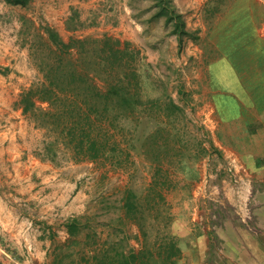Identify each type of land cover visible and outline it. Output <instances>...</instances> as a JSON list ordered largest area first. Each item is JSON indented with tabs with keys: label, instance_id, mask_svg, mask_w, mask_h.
Instances as JSON below:
<instances>
[{
	"label": "rangeland",
	"instance_id": "1",
	"mask_svg": "<svg viewBox=\"0 0 264 264\" xmlns=\"http://www.w3.org/2000/svg\"><path fill=\"white\" fill-rule=\"evenodd\" d=\"M156 1L61 0L59 3L65 10H61L60 14L69 20L64 28L59 29L50 21L49 14L53 11L49 9L47 0H32L26 6L0 0L1 144L7 145L13 139L18 147L25 149L24 155L31 153L56 162L73 159L89 164L84 168L87 173L84 172L83 178L88 184V191H91L92 201L81 217L85 224L82 235L84 254L79 252L76 255L81 264H89V261L97 264L94 259L96 254L100 258L107 256L109 261L119 251L136 250L138 242L141 244L137 250L145 247L139 223L126 215L123 205L128 189L142 197L148 194L159 167H163L169 175V183L161 189L170 205L167 211L171 220L166 225L165 221L151 216L147 223L149 242L157 254L161 233L171 234L179 241L171 232L174 204L169 198L181 202V198L191 194L194 187L201 183L200 169L207 160L211 163L207 165V170L214 169L217 174L220 172L217 168L222 164L210 142L213 122L206 115L210 111L205 106L207 99L203 91L206 65L214 53L210 30L236 6L255 5L264 22V0H172L186 22L187 32L180 41L172 21H168L166 16L154 17L158 11ZM90 11L96 12L87 21L84 16ZM122 20L131 22L135 27L137 40H130L112 29L99 34L75 32L77 25L85 22L114 27ZM47 27L58 31L65 41L72 37L103 38L111 35L130 41L140 50L143 96L145 100L158 99L162 107L154 108L148 102L138 126L131 117H123L120 120L123 130L112 128V141L120 142L125 152L129 153V156L125 154L121 157V163L116 157L96 160L77 157L71 147H66L58 139L59 134L51 119L43 121L39 109L25 113L23 94L46 82V65L53 57L46 46L50 41ZM38 106L48 107V103L38 100ZM169 106L172 107L169 109ZM54 151L57 152L55 157ZM226 175L229 182L234 180L232 171ZM219 195L211 193L202 206L208 217L216 214V217L206 219L208 225L219 223L221 216L231 211L230 206L216 199L220 198ZM97 231H101L102 235H98ZM108 231L110 233L106 235ZM155 242H158L157 245H154ZM67 254L65 259H75V256ZM82 256L87 261L82 260Z\"/></svg>",
	"mask_w": 264,
	"mask_h": 264
},
{
	"label": "crops",
	"instance_id": "2",
	"mask_svg": "<svg viewBox=\"0 0 264 264\" xmlns=\"http://www.w3.org/2000/svg\"><path fill=\"white\" fill-rule=\"evenodd\" d=\"M59 1L47 3L53 11L50 21L61 29L69 18L61 16L65 8ZM95 12L84 17L88 21ZM125 21L114 27L85 22L78 24L75 32L99 34L112 29L137 40L135 27ZM210 41L214 53L206 65L203 91L210 111L206 115L213 122L210 142L222 164L217 174L214 169L207 170L211 164L207 160L200 169L201 183L192 193L181 198V202L169 198L174 204L171 232L178 237L180 247V255L174 261L264 264L262 13L255 5L234 7L211 28ZM2 139L0 133V264H81L76 255L84 254L85 231L72 237L67 223L74 217L81 218L92 201L83 178L89 164L24 155L25 149L13 139L7 145L1 144ZM232 168L236 177L229 182L226 174ZM213 192L220 194L221 199H216L230 206L231 211L221 216L219 223L208 225L206 219L216 215L208 217L202 206ZM140 244L136 243V250ZM65 254L75 259L67 260Z\"/></svg>",
	"mask_w": 264,
	"mask_h": 264
},
{
	"label": "trees",
	"instance_id": "3",
	"mask_svg": "<svg viewBox=\"0 0 264 264\" xmlns=\"http://www.w3.org/2000/svg\"><path fill=\"white\" fill-rule=\"evenodd\" d=\"M5 1L26 6L32 0ZM156 3L158 11L154 17L166 16L168 21H172L174 32L182 41L183 34L187 32L183 14L172 0H157ZM46 31L50 38L46 46L53 57L46 65V82L23 94L25 113L39 109L43 121L51 119L59 134L58 139L66 147H71L77 157L93 160L116 157L121 163V157L125 154L129 156V153L125 152L120 142L112 141V128L123 130L120 126L123 117H131L138 126L140 115L148 102L154 108L160 106L158 99L145 100L143 96L140 50L130 41L111 35L103 38L72 37L65 41L54 28L47 27ZM38 100L47 102L48 107L38 106ZM56 155L54 151L53 156ZM168 183V172L159 167L145 197L131 189L127 190L123 207L126 215L139 223L145 247L130 252L119 251L109 261L107 256L100 258L96 254L94 259L98 261L97 264H175L174 258L180 255L179 242L171 234L161 233L156 254L149 242L147 224L152 216L169 225L171 214L167 210L170 205L161 189ZM67 227L73 237L79 235L85 224L80 217H74L67 223ZM81 258L87 261L85 256Z\"/></svg>",
	"mask_w": 264,
	"mask_h": 264
},
{
	"label": "built area",
	"instance_id": "4",
	"mask_svg": "<svg viewBox=\"0 0 264 264\" xmlns=\"http://www.w3.org/2000/svg\"><path fill=\"white\" fill-rule=\"evenodd\" d=\"M233 168L232 169H230L229 171H232L233 172ZM235 172H233V177L235 178L236 176H235V174H234ZM216 215V214H215Z\"/></svg>",
	"mask_w": 264,
	"mask_h": 264
}]
</instances>
